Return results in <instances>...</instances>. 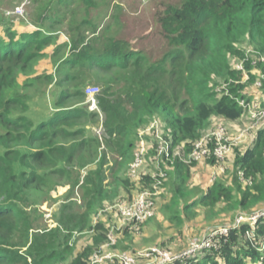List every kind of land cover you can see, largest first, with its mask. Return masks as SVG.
<instances>
[{
    "label": "trees",
    "instance_id": "trees-1",
    "mask_svg": "<svg viewBox=\"0 0 264 264\" xmlns=\"http://www.w3.org/2000/svg\"><path fill=\"white\" fill-rule=\"evenodd\" d=\"M160 22L175 49L154 63L126 41L112 42L99 53L89 43H82L58 73L63 72L57 82L62 90L54 112L38 126L27 117L30 104L27 95L17 90V79L42 57L51 38L36 30L0 33V264H89L107 232L103 223L93 226V216L116 202L132 200V188L141 190L152 183L150 176L135 183L123 174L134 157L139 131L151 119L161 117L173 146L183 145L189 153L214 118L242 121L246 111L239 100H258L264 107V78L257 80L251 72V83H261L260 98L234 84L224 96L215 90L218 80L240 77L228 62V53L240 52L238 43L247 40L264 53V0H184L180 6H168ZM257 67L264 73V65ZM82 70L131 72L124 96H114L108 89L98 97L105 144L121 161L111 168L108 181L105 154L82 183L78 178L72 184L84 191L83 210L76 211L74 202L64 204L54 216L56 227L36 231L24 207L30 193L47 187L51 175L70 177L76 162L80 170L85 169L89 164L85 154L91 153L93 144L100 146L97 138L87 137L86 123L99 114L81 106L86 96L76 71ZM166 75L173 98L167 88L156 87L158 79ZM74 103L80 107H70ZM205 163L212 167L216 160L209 158ZM194 166L177 162L166 170L170 198L161 206L165 219L182 228L198 217L199 210L213 211L219 205L230 213L253 214L257 206L264 205V122L248 150L237 153L231 183L218 179L202 191L190 184ZM240 171L252 185L242 186ZM229 228L228 235L214 238L213 248L181 255L172 264H264V220L254 230L248 224ZM124 230L128 234V228ZM89 231L98 237L93 245L77 252L71 244L74 234Z\"/></svg>",
    "mask_w": 264,
    "mask_h": 264
},
{
    "label": "rangeland",
    "instance_id": "rangeland-1",
    "mask_svg": "<svg viewBox=\"0 0 264 264\" xmlns=\"http://www.w3.org/2000/svg\"><path fill=\"white\" fill-rule=\"evenodd\" d=\"M183 2L184 0H0L1 34L5 35L8 31L21 32L30 29L40 31L41 34H47L52 42L41 51L42 57L32 65L27 74L18 75L17 90L27 95L30 104L27 117L35 126L49 121L55 109V100L62 90V86L60 87L57 82L58 79L62 78L63 72L60 76L58 73L63 70L62 67H65V63L77 54L82 43H89L93 47V51L99 53L110 46L112 42L126 41L132 50L146 56L152 63L167 56L175 47L170 44L163 31L160 15L166 11L168 6H180ZM22 5H25L24 16L18 17L16 10ZM237 48L240 50L238 54L228 53V62L231 69L240 75L239 79L232 78L227 81L220 79L217 81L215 90L219 96H224L229 94L228 90L234 84L243 86V92L249 96L260 98L261 83L259 81L251 83L250 72L258 77L257 80L264 78L262 69L257 67L258 65H264V53L257 51L247 40L238 43ZM247 64L252 67L250 71L247 70ZM238 68H241V70ZM76 74L80 78L78 85L82 86L85 96V90L88 86L98 87L100 89L99 96H103L108 89L111 90L110 92L114 96L120 95L127 89L128 78L131 76V72L122 73L119 70H114L110 74H103L95 70H82L76 71ZM46 76L52 77L53 80H46ZM156 87L167 88L169 98H173L174 92L170 87L168 75L163 79H158ZM87 102L88 98L86 96L85 103L81 106L91 113ZM78 106L80 107V104L70 105V107ZM95 113L99 114V117L86 123L87 137L97 138L100 146L93 144L91 153L87 152L85 154L86 160L89 161L88 166L80 170L77 165L78 162H76L70 177L69 175L66 177L51 175L47 187L33 190L24 204L25 211L36 231L48 229L49 226L56 223L54 216L59 207L64 204L74 202L77 204L76 211L83 210L84 198L82 196L84 191L78 190L79 187L72 188V184L78 178H81L82 183L87 172L97 168L105 154L107 162L104 170L108 181H111V168H116L117 162H120L121 158L106 146L102 125L104 116L102 113ZM241 120L224 122L220 118H214L209 131H207L211 132L222 124L228 128L230 134H238L254 124V121L248 117ZM263 122L264 120L255 126L251 136L245 143L234 149L233 154L225 164V169L218 170L216 166H208L205 163L206 161L189 164V166L195 165L191 170L190 184L203 191L218 179L231 183L235 174L234 161L237 153H244L248 150L252 144L251 140L256 137L257 131ZM157 130L163 136L167 134L166 125L161 117L151 119L139 131L143 142L148 143L150 142L149 139L152 138V145L149 144V155L146 157L147 164L141 174H154L152 163L154 154L151 152L154 145L153 138L156 139L155 132ZM207 131L203 133V136L207 134ZM190 153L186 152L185 155L188 156ZM130 165L125 169L123 168V174L129 178H131L129 174ZM170 171L172 172L171 169ZM213 175H216L215 180L212 177ZM131 180L135 183L140 182V179L137 178H131ZM165 180H169L168 175ZM165 183L160 189V194L156 197L157 203L153 217L136 228L131 227V229L129 227L128 234H125V230L116 232V242L104 248L105 238V242L95 248V254L112 253L113 256H122L154 249L170 253L172 256L193 255L201 251L194 249V247H199L200 241L213 234V231L233 225L241 214L249 215L244 212L230 213L224 211V207L219 205L213 211L199 210L196 219L186 222L182 228H179L161 214V206L167 203L170 198ZM241 183L244 188L252 185L251 182ZM139 191L132 188L130 194L135 197ZM263 209L264 205L257 206L254 213ZM99 213L93 216V226L103 223L107 229L105 233L107 235L111 228L116 226L114 222H117V219L110 214L99 215ZM215 213L218 216L212 217ZM97 237V233L93 231L76 233L71 244L79 252L85 247L93 245ZM181 252L183 253L179 254ZM151 259H154L151 264H159L161 261L160 258L156 257ZM144 263H147L146 259ZM104 264L120 263L118 261L112 262L109 259Z\"/></svg>",
    "mask_w": 264,
    "mask_h": 264
},
{
    "label": "built area",
    "instance_id": "built-area-1",
    "mask_svg": "<svg viewBox=\"0 0 264 264\" xmlns=\"http://www.w3.org/2000/svg\"><path fill=\"white\" fill-rule=\"evenodd\" d=\"M24 11L25 5L18 7L16 10L18 17H23ZM238 69L241 70V68ZM85 91L88 98L87 103L89 110L91 112L101 113L97 98L100 89L95 86H88ZM239 104L246 111L245 117L252 119L254 124L238 134H230L228 128L222 124L217 126L216 129L211 132H208V130L207 134L204 136L202 135V137L195 142L194 147L188 156L185 155L186 151L183 145L173 146L170 134L167 133L163 136L161 132L157 130L155 132L156 139L153 138L154 145L152 146L153 151L151 152L154 154L152 160L154 174H141L147 164L146 157L149 155V144L152 145V142H143V140H141L142 136L139 135L129 174L131 178H137L140 179V181L143 179L144 175L150 176L152 183L148 187H143L132 200H122L101 210L99 215L110 214L117 219V222H114L116 226L112 227L106 235V242L103 244L104 248L113 245L116 242V232H123L124 229H129V227L136 228L153 217L157 203L156 197L160 194V189L166 181L165 178H167V168L169 169V167L174 166L179 161L189 165L199 161H206L211 158L216 160L215 166L218 170L225 169V164L227 160L230 159L234 149L240 144L245 143L249 139V136H251V132L255 129V126L259 125L260 122L264 120V107L258 100L248 102L241 99L239 100ZM253 141L254 139L251 140V143ZM212 177H214L215 180L216 175H213ZM239 180L244 184L250 182L242 171L239 172ZM262 219L264 220V209L251 215H239L232 226L240 228L243 225L248 224L251 229L254 230L257 222ZM56 226L57 224L53 223L49 226V229ZM229 231V226L213 231V234H210L207 238L201 240L200 246L194 247V249L202 250L213 248L215 246L214 238L220 235H228ZM247 236L252 238V233L248 232ZM152 257L160 258L161 261L159 264H172L174 261L180 259V256H172L167 252L150 249L146 252L122 256H113L112 253H94L89 264H104L109 259L112 262L118 261L120 264H151L154 260L151 259ZM145 259L147 263H144Z\"/></svg>",
    "mask_w": 264,
    "mask_h": 264
},
{
    "label": "crops",
    "instance_id": "crops-1",
    "mask_svg": "<svg viewBox=\"0 0 264 264\" xmlns=\"http://www.w3.org/2000/svg\"><path fill=\"white\" fill-rule=\"evenodd\" d=\"M22 31H32V30H30V29H26V30H22Z\"/></svg>",
    "mask_w": 264,
    "mask_h": 264
}]
</instances>
